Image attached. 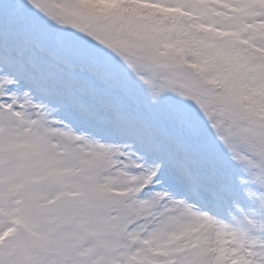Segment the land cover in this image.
I'll return each instance as SVG.
<instances>
[{"label": "snow or ice", "instance_id": "snow-or-ice-1", "mask_svg": "<svg viewBox=\"0 0 264 264\" xmlns=\"http://www.w3.org/2000/svg\"><path fill=\"white\" fill-rule=\"evenodd\" d=\"M0 264H264V0H0Z\"/></svg>", "mask_w": 264, "mask_h": 264}]
</instances>
